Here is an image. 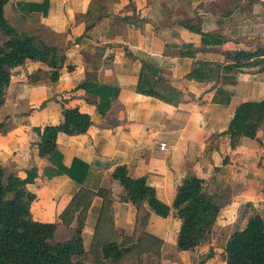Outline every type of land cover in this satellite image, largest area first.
Returning <instances> with one entry per match:
<instances>
[{
    "label": "crops",
    "instance_id": "1",
    "mask_svg": "<svg viewBox=\"0 0 264 264\" xmlns=\"http://www.w3.org/2000/svg\"><path fill=\"white\" fill-rule=\"evenodd\" d=\"M42 1L11 0L5 7L6 18L17 29L61 48L66 61L54 83L47 76L29 84L30 74L39 69L49 72L41 63L27 61L14 68L0 108V121L7 117L10 121L6 132L0 133V165L19 177L32 165L37 169L34 183L27 185L36 197L30 206L32 218L57 224L59 238L54 240H68L81 214V210L66 212L71 199L81 187L95 193L106 189L110 202L95 197L83 215L85 251L92 243L97 250L107 242L136 240L137 212L121 201L123 189L112 179L113 170L124 165L131 178L145 177L157 198L171 207L165 218L150 212L143 229L162 241L159 256L162 252L185 255L192 251L176 248L180 222L172 204L177 187L191 174L204 179L206 191L222 202L209 239L198 248L206 253L211 249L210 263L221 255L220 263L225 264L223 245L230 233L241 229L254 212L264 211V123L254 139L241 138L235 147L223 134L240 103L264 98V70L220 71L217 78L203 82L186 76L196 61L223 65L224 52L264 46V0L251 4L243 0L242 10L228 17L217 15L212 7L220 0H48L44 16L22 13L17 7ZM99 10L103 16L85 31V24ZM189 18L199 20L204 33H217L226 41L203 46L199 34L176 23ZM166 44L177 47L165 54ZM182 44L191 45L195 55L179 56ZM143 62L158 68L181 93L177 104L136 93ZM88 74L119 90L104 117L97 109L99 98L77 88ZM62 107H77L92 121L85 134L60 133L56 141L65 167L75 159L87 165L82 184L65 175L48 176L49 162L37 156L34 146L39 138L32 129L59 124Z\"/></svg>",
    "mask_w": 264,
    "mask_h": 264
},
{
    "label": "trees",
    "instance_id": "2",
    "mask_svg": "<svg viewBox=\"0 0 264 264\" xmlns=\"http://www.w3.org/2000/svg\"><path fill=\"white\" fill-rule=\"evenodd\" d=\"M10 1L0 0V108L5 103L6 90L14 68L22 67L27 61L41 63L49 69V72L39 69L30 74L29 84L43 82L47 76L54 83L58 80L59 70L66 61L61 48L21 31L8 22L5 7ZM248 1L251 4L253 0ZM242 2L243 0H220L212 3V7L217 15L228 17L234 10L239 8L242 10ZM48 4V0H43L41 3H18L17 7L22 13L40 12L44 16ZM90 14L89 8L86 15ZM102 16L101 10L97 11V15L85 24V31L92 28L94 20ZM176 23L199 34L203 46H215L226 41L217 33H204L200 21L195 18L176 21ZM176 47L166 44L165 54L172 52ZM177 54L193 57L195 50L189 44H182ZM223 55L225 64L199 60L194 63L186 77L203 82L217 78L220 71L237 73L251 68L264 70V46H258L250 51L224 52ZM224 79L226 80V77ZM77 88L99 98L97 109L103 117L119 93L116 87L100 84L92 74H88L85 81ZM218 92L223 94L222 91ZM136 93L170 105L177 104L181 99V93L170 85L161 75V71L145 62L142 63L139 71ZM61 116L62 120L57 125H44L32 129L39 138L34 143L37 156L48 160L49 166L45 169L48 176L65 175L82 184L87 165L75 159L70 167H65L56 141L60 133L68 136L85 134L92 121L88 114L81 112L77 107H62ZM8 120L7 117L0 121V133L8 129L10 122ZM263 123L264 98L245 101L235 108L228 128L223 134L229 137L231 147H235L241 138L254 139ZM36 177L37 169L34 165L26 170L24 177L17 176L14 171L8 172L0 165V264H116L126 257H138L137 255L141 254L159 257L162 241L145 233L143 229L150 212L165 218L170 214L171 207L157 198L155 189L147 184L145 177L131 178L124 165L117 166L112 172V179L123 189L121 201L130 203L137 212L138 238L107 242L97 250L92 243L89 252H86L83 246V215L95 197H101L105 203H109V191L100 189L95 193L81 187L66 210L67 213L81 210L78 226L73 229L68 240L55 241L57 224L41 223L31 216L30 206L36 197L27 189V185L33 184ZM221 208V199L206 191L205 180L187 174L177 187L172 204L175 216L180 222L176 236L177 250L193 251L205 243L209 239ZM223 254L225 264H264L263 217L253 213L241 229H234L224 242ZM212 255L211 249L208 250L204 255L205 260H209ZM98 258L100 261L97 260Z\"/></svg>",
    "mask_w": 264,
    "mask_h": 264
},
{
    "label": "rangeland",
    "instance_id": "3",
    "mask_svg": "<svg viewBox=\"0 0 264 264\" xmlns=\"http://www.w3.org/2000/svg\"><path fill=\"white\" fill-rule=\"evenodd\" d=\"M259 213L262 214L263 219H264V211L260 210ZM58 238L59 236L56 235L55 240H57ZM215 244H217V242H215ZM218 246H221V245H218ZM205 250L203 252H200V249L198 248L185 255H182V254L180 255L179 253H175L172 255L167 252L165 253L162 252L158 258L153 257L152 255L141 254V255H137L138 256L137 259L140 260L139 263L136 262L137 260L135 256L134 257L130 256V257H126L125 259L121 260L119 263H116V264H135V262L136 264H222L220 263L221 255H219L216 258V260L213 261V263H210L209 260H205V257H204L206 253ZM166 251H169V249L167 248ZM107 264H110V263H107Z\"/></svg>",
    "mask_w": 264,
    "mask_h": 264
},
{
    "label": "built area",
    "instance_id": "4",
    "mask_svg": "<svg viewBox=\"0 0 264 264\" xmlns=\"http://www.w3.org/2000/svg\"><path fill=\"white\" fill-rule=\"evenodd\" d=\"M164 147H165V145L162 143V144H160V149H164Z\"/></svg>",
    "mask_w": 264,
    "mask_h": 264
}]
</instances>
